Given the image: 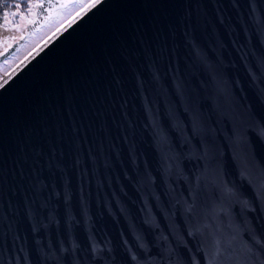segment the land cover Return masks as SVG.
Instances as JSON below:
<instances>
[{"label":"water","instance_id":"1","mask_svg":"<svg viewBox=\"0 0 264 264\" xmlns=\"http://www.w3.org/2000/svg\"><path fill=\"white\" fill-rule=\"evenodd\" d=\"M77 13L0 79V264H264V0Z\"/></svg>","mask_w":264,"mask_h":264},{"label":"rangeland","instance_id":"2","mask_svg":"<svg viewBox=\"0 0 264 264\" xmlns=\"http://www.w3.org/2000/svg\"><path fill=\"white\" fill-rule=\"evenodd\" d=\"M40 1L41 0H0V6L5 10V26L0 29V54L25 34L28 24L33 22L35 18V12ZM86 4L87 3L75 2L64 9L58 10L55 17L51 18L39 30L34 31L14 55L0 64V79ZM51 24L53 25L52 28L40 38L36 39V37L44 33L45 29ZM29 43L33 45L22 52Z\"/></svg>","mask_w":264,"mask_h":264},{"label":"snow or ice","instance_id":"3","mask_svg":"<svg viewBox=\"0 0 264 264\" xmlns=\"http://www.w3.org/2000/svg\"><path fill=\"white\" fill-rule=\"evenodd\" d=\"M69 2H80V3H87L89 6L92 5H100L103 3V0H69ZM79 15V13H77ZM4 87L3 84H0V88Z\"/></svg>","mask_w":264,"mask_h":264},{"label":"trees","instance_id":"4","mask_svg":"<svg viewBox=\"0 0 264 264\" xmlns=\"http://www.w3.org/2000/svg\"><path fill=\"white\" fill-rule=\"evenodd\" d=\"M4 8L0 6V29L5 26V15H4Z\"/></svg>","mask_w":264,"mask_h":264},{"label":"bare ground","instance_id":"5","mask_svg":"<svg viewBox=\"0 0 264 264\" xmlns=\"http://www.w3.org/2000/svg\"><path fill=\"white\" fill-rule=\"evenodd\" d=\"M52 26H53L52 24L49 25V26L45 29L44 33H42L41 35L37 36L36 39H37V38H40L42 35H44L46 32H48V31L52 28ZM36 39H35V40H36ZM31 45H33V44H32V43L27 44V47L24 48L22 52L26 51V50L28 49V47H30ZM22 52H21V53H22ZM21 53H20V55H21Z\"/></svg>","mask_w":264,"mask_h":264}]
</instances>
